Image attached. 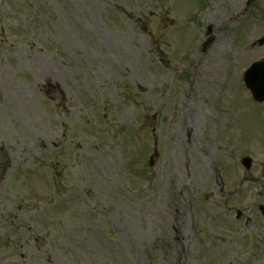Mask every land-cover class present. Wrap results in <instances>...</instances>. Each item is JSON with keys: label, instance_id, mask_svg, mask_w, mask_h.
Returning <instances> with one entry per match:
<instances>
[{"label": "rangeland", "instance_id": "374dc122", "mask_svg": "<svg viewBox=\"0 0 264 264\" xmlns=\"http://www.w3.org/2000/svg\"><path fill=\"white\" fill-rule=\"evenodd\" d=\"M206 1L0 0V264H264V6Z\"/></svg>", "mask_w": 264, "mask_h": 264}, {"label": "water", "instance_id": "95a60500", "mask_svg": "<svg viewBox=\"0 0 264 264\" xmlns=\"http://www.w3.org/2000/svg\"><path fill=\"white\" fill-rule=\"evenodd\" d=\"M261 68L254 65L253 68L249 69L246 73V83L253 90L254 96L260 100L264 101V69L261 72ZM244 163L246 166L250 165V160L245 159ZM264 211V208H263Z\"/></svg>", "mask_w": 264, "mask_h": 264}, {"label": "flooded vegetation", "instance_id": "af4514ba", "mask_svg": "<svg viewBox=\"0 0 264 264\" xmlns=\"http://www.w3.org/2000/svg\"><path fill=\"white\" fill-rule=\"evenodd\" d=\"M226 2H227L226 13H227V15L230 16V20H232V19H234V14L233 13H235L234 0H232V1L226 0ZM252 3H253V0H245L244 10L249 13V17H251V15H252L251 9H250L252 7ZM257 11L262 16V11L263 10L261 9V7L260 8H256V12ZM213 28H214V25H211V30L212 31H213ZM208 30H209V26H208Z\"/></svg>", "mask_w": 264, "mask_h": 264}]
</instances>
